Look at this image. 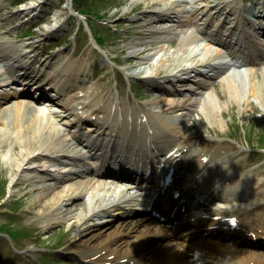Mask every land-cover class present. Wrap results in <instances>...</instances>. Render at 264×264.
Returning a JSON list of instances; mask_svg holds the SVG:
<instances>
[{
  "label": "bare ground",
  "instance_id": "obj_1",
  "mask_svg": "<svg viewBox=\"0 0 264 264\" xmlns=\"http://www.w3.org/2000/svg\"><path fill=\"white\" fill-rule=\"evenodd\" d=\"M150 1L148 3L149 10L145 12L148 13L149 21L155 19L154 22L158 23L155 27V34L162 35L159 38L163 41H170V44L168 41L164 42L163 45L156 48V52H153L154 49H146L143 52L142 48H138L141 46L135 42L128 46V53L132 57H137L139 61L130 75L145 80V84L147 86L149 84L148 87L157 94L150 101V108L147 107L143 113L144 119L149 122L148 128L152 131L149 135H147L146 126L138 125L139 129L135 130L137 128L135 121L131 125H128L122 121L120 122L121 118L117 115L112 116L111 119L108 115L103 116V111L109 108L107 103H104L101 107L98 100L91 102V94L83 98L84 92L86 94L92 92V85L90 84L78 88V92L72 94V98H74L73 100L76 103L75 105H70V99L66 102L58 100L56 96L68 95L69 97L70 94L67 93L73 91L74 87H78L80 81V79L78 80V76L81 68L71 65L68 67L69 61L60 57L59 61L51 66V70L50 67L46 68V66L52 58L49 59V62L41 61L35 55L33 57L36 58H32L28 54V51H25L24 48L22 49L26 45V42H16L0 37V82L5 81L4 79L8 75H14L17 71L25 72L26 80L30 79L32 95L39 92L40 99H46V102L53 101L55 103L52 104L53 108L58 107L56 110L61 112L62 116L70 114V118L75 117L77 125L73 129L75 134L72 140L78 143L74 138H83L91 145L88 150H86V147H83L84 151H71L69 153L70 157H67L66 154L68 152H65L63 147L70 148L73 143L66 139V135L63 133L69 126L66 125L67 122L62 119V116L60 118L50 112L49 115L47 114L48 109L36 110L30 104V100L29 102L19 96L13 97L16 95L15 93H8L6 96L7 90L0 91V102L6 100L0 105V125L3 127V132L0 135V147L8 145L15 152L16 161L11 171L2 169L9 174L10 188L22 182L24 183L23 189L32 185L33 181H36V179L28 177L32 171H38L41 174L45 173L48 176L45 168L46 163H51L50 167L54 168L61 165L59 164L61 162L64 164L65 161L83 162L86 156H90L92 157L91 159L96 160L100 156L99 153L102 149L109 150L112 158L121 155L130 161L140 160L146 164H151V170L157 171V174L162 173L163 177H166L170 188H172V184L180 177V168L188 164L191 159L196 161L199 155L195 153L197 152L196 146L190 143L192 137L187 133V126L185 125L190 120L191 112L198 111L201 120L202 118L206 119L212 127L218 126L221 128L224 122L222 123L221 121L220 113L224 108L234 104L238 107L245 106L244 111H250V99L264 102V89L260 91L258 79L254 81V78H260L261 83H263L262 87H264V55L263 57L258 56V54H261L259 48L262 45L256 44L248 38L249 34L240 25L241 21H243L241 14L237 13L232 18L230 16V21L227 24L225 23L228 27L225 25V27L219 26L216 28L217 25H215V27L208 29L206 28V23L210 16H206L205 14L202 17L200 15L202 13L198 11L199 9H197L198 12L185 8L180 9L182 7L180 2L179 4H175V6L168 7L164 5L161 7L160 3L157 2L158 0ZM199 1L202 5L206 6L208 4V0H203L205 4L201 0ZM69 5L70 3L67 2L66 6L70 7ZM34 6V4L32 6H25V8L21 6L15 12L17 16L24 15L28 17L25 18L26 21L32 18L30 16L34 10ZM258 11L255 8L254 11L247 12V16L252 13L253 19L256 20L253 24L249 25L250 30H247L250 32L254 30L253 33L256 35L261 29V35H263L264 18H262V13H264V8L261 7ZM178 14L181 15L179 16L182 18L181 20L178 18ZM223 14L226 13L223 11L219 15L223 17ZM242 15L244 14L242 13ZM172 17L173 19L171 20ZM186 17H188V20H183ZM236 18L239 22L238 25L234 21ZM58 19H60L59 15L53 17V21H58ZM175 20H177L176 23H173ZM232 25L234 29L231 28ZM53 29L55 28L49 27L47 31ZM224 31L230 33L224 35ZM2 33H5V31L0 32V34ZM170 36L171 38L178 39L177 45L172 44ZM256 42L258 41L256 40ZM144 43H142V46ZM241 47H243V50ZM95 48L102 50L100 46L98 48L95 45ZM151 56L156 57L155 63L152 62ZM45 62L47 63L45 64ZM84 62L86 63L85 58ZM188 65L194 66V69H189L185 73H179L178 77L173 78L178 67ZM161 67L165 70V74L159 77L158 72ZM213 72L214 76L210 77V73ZM42 77L48 82L47 93L49 95L45 94L43 89L36 90L34 93L35 85L39 84L34 80L40 81ZM163 78H167L162 81L166 83L164 86H162L161 82L157 81ZM243 79H247L248 87L247 90L242 91L241 80ZM213 81H217L221 86L225 99H221L212 87ZM13 83L17 86L20 85L18 80H13ZM40 84L45 85L43 82ZM2 97H5L4 100ZM10 98H20L21 100L7 103ZM101 102L106 101L103 98ZM59 108L61 109L60 111ZM164 114H170V116L165 117ZM83 116H85L89 123L88 130L85 132L88 135L84 136L79 134L82 127L80 123L82 121L78 120V118L81 119ZM35 118L37 119V123H35ZM94 118L97 119L95 120ZM38 119L46 120V125L50 127L49 130L43 129L38 124ZM135 119L136 117H133V120ZM42 130H45V132ZM92 130L94 132H90ZM194 133L197 134L196 132ZM152 135L156 137L152 138ZM179 137L181 140H178ZM114 138L116 140L121 139L124 144L115 143L113 141ZM158 144L161 145L158 146ZM154 150L161 153L163 157L171 151L174 152L170 156H165L164 162L156 163ZM38 160H45L40 168L35 167L38 166L36 165ZM212 163L217 165L216 169L219 171V174H223V176L219 174L215 175L214 180L224 183L228 181L226 185L215 182L213 185L219 187L216 189L221 190L227 187H235V184L226 177L227 175H233L234 178L240 176L241 180V175L236 173L239 166L232 163L231 160L230 163L227 162L224 160L223 154L214 150L209 154L207 164H198V167H196L195 163L191 165L192 169L190 173L193 172V175L184 173L182 175L183 184L180 182L173 184L176 185V191L179 195L185 194L186 190L190 189V185H194L195 183L201 189L202 187L199 182L201 184L204 183L206 175L204 171H207L209 165ZM64 166L58 168L63 169L61 173H65L66 171ZM81 167L83 166H80L76 172L81 170ZM195 171H199L201 177H198L199 173ZM100 173L96 172V174ZM108 174L117 179L115 174L110 172ZM138 175L140 176L138 178L143 179L142 185L136 184L138 186L135 189H125L119 193L115 189H112L110 185H102L104 186L103 188L99 186L92 188L87 184L83 185L84 189L80 188V190L82 189L81 191L77 189V186L76 188L75 186L72 187V184L70 186L66 185L65 188L59 187L56 189L63 182L60 184L58 182L52 187H44L42 193L43 203H45L46 199L48 201L53 200L55 203L49 202L45 205L48 212H46L47 214H45L43 222L50 223L52 221L59 222L63 220V222L67 221L73 224L69 228L70 231L67 229L65 235V241L69 245V250L66 251L68 256L78 255L85 260V263L89 264H185L181 258L176 262V258L182 257L183 253L194 254L192 252L203 249L201 246L189 247L183 244H175L170 245L168 249L165 246L161 247L167 250L166 252H154V249L145 252V249H141L138 254L136 248L143 246L138 244L140 240L155 234L160 236L161 231L158 227L163 230L169 229L165 225L163 227H151L150 221L144 217L143 213L139 215V213L134 212V218L129 223L122 222L120 225L97 227L90 223V219L95 218L100 212L106 210L105 206L109 204L111 206H118V209H115L113 214L120 215L127 209L125 205L120 204L133 201L139 203L141 201L145 202L147 193L151 192L160 196L152 203L153 208L161 207L163 194H169V192L163 187H156L155 185H148L147 188L143 187L146 177L142 173ZM23 176L27 177L23 178ZM90 176L92 177L93 173ZM118 176L121 179L127 178L124 175ZM190 176L196 178L192 180ZM65 184L66 182L62 186ZM242 189H245V185H243ZM77 191L80 192L78 193ZM22 195L20 196L22 199L28 197L26 194ZM48 195H51L50 199ZM76 195H78L77 197L86 198L85 201L73 204ZM216 198L222 202H227L231 198V192L229 190L224 195L217 193ZM242 198L247 200L248 195L243 194ZM152 199H154V196L148 197L149 201H152ZM236 204H233V208L227 211L216 208L213 212H209V214L203 213L204 215H209V219L206 218V220L197 217V214L200 213V209L203 207L195 205L190 208L185 205L184 214L181 215L178 211L174 213L179 219V224L174 225L173 230L192 222H194L193 229H203L208 225L217 226V223H219L217 217H220L226 225L224 220L228 217H234L236 218L235 222L237 221V225L232 226L240 227L245 233L253 231L255 228L245 216L244 210L241 208L235 209ZM27 207L29 208L28 205ZM159 210L162 212V216L166 217H169L173 212V209L167 208ZM180 236H183V234ZM226 254L228 259L223 260V264H249L251 262V259L247 260V256L243 255L242 249L229 248ZM249 255L257 256L253 252ZM188 258L191 259L192 264L197 261L191 256ZM217 258L219 259L220 257ZM201 261L204 262L206 260L201 259ZM257 261L260 262L254 264H264V260L258 259Z\"/></svg>",
  "mask_w": 264,
  "mask_h": 264
},
{
  "label": "rangeland",
  "instance_id": "obj_2",
  "mask_svg": "<svg viewBox=\"0 0 264 264\" xmlns=\"http://www.w3.org/2000/svg\"><path fill=\"white\" fill-rule=\"evenodd\" d=\"M37 0H0V14L4 13V10H8L11 12L16 11V9H19L21 6L25 8V6H28L29 4L35 3ZM40 1V0H39ZM68 0H47L46 4L42 6L39 12V19L41 22H47L50 21V16L47 15L48 11H52L55 8L58 7V10H60V13L63 17V19H66V24L64 25V28H66V31L63 33L56 34L50 36L49 38H53L52 41L46 42L45 45L43 44H37V51L36 53H42V58L49 59L53 57L50 60V65L52 66L55 62L59 61V58L68 60L69 65H75L78 64L77 67L81 68V72L79 74V78L81 81V86H85L86 84L92 85L91 89V95L86 94L87 97L90 95V101L93 102L95 100H98L101 102L104 98V103H107L109 106L113 105V103L118 100L119 103L121 101V107L123 109H130L133 112L139 111V109L146 110L147 106H149V101L154 98L156 95L151 92H144L143 89H140L138 86L130 87L128 85L127 81V71L125 69H128V72L133 71L136 64L139 63L138 60H132L124 61L122 68H125L123 72L118 71L117 68L113 65H106L102 63V59L106 60L103 55H101L100 52L97 50H92L93 47L91 44V38L89 37L88 31L86 27H84L85 23L84 21L78 19L77 17H74L73 12L68 8H66ZM181 1L182 5H185L189 9H195L196 7H201L196 4V0H187L188 3L186 5L183 4L185 0H158L162 7L164 5H171V4H179ZM208 5L210 7H213L212 5L218 3V1H221L222 3H228V1L233 0H209ZM239 1V0H237ZM80 4L78 5L80 9L87 12L88 14H92L95 19H91V22H88L89 25L91 24V27L95 28V32L99 31V37H102L105 41L104 47L108 51L107 58H114L117 63H120L121 59H126L127 57V48L130 43L134 42H140L144 43L146 40L154 41L156 37L151 35H146L144 38L142 35L138 34V32H142L141 26L139 24L133 25V27L130 25V22L133 19V17L142 16L141 14H137L132 12V14H129L132 7H138L140 9H146L144 6L148 5L150 3V0H142L141 1H133V3H129V0H87L85 1V4L81 0H78ZM75 3L76 0H75ZM201 4V2H199ZM241 3V2H239ZM56 5V6H55ZM73 6L72 8L76 11L77 6ZM185 7V8H186ZM204 8L203 10H205ZM57 10V11H58ZM78 10V9H77ZM56 10L54 12H57ZM37 12V11H35ZM142 12V11H141ZM57 14V13H56ZM46 16V17H45ZM89 18V17H88ZM19 21L17 23H20L21 21H24V17L21 16L18 18ZM136 19V18H134ZM105 20V22H104ZM114 21V22H113ZM111 22V23H110ZM111 25H118L117 28L119 30H116L115 32H110V29L108 27H111ZM121 25V26H119ZM79 26V30L76 32V29ZM41 24L33 31L30 32V38H35V34L37 30H41L43 34V30L40 29ZM17 29H14L15 32H13V40H16V38H19V40L26 41V30H25V24H23L21 27L16 26ZM120 31V32H119ZM16 34V35H15ZM41 37V36H37ZM71 37V38H70ZM15 38V39H14ZM74 38V39H73ZM32 40V39H30ZM172 44H175V40L171 41ZM145 49H153V52H156V48L161 46L159 44L152 45H144ZM91 49L93 51V55H89L88 51ZM59 54L61 56L59 57ZM59 57V58H58ZM84 58L86 59V65L85 68L82 65L84 62ZM116 73V74H115ZM133 73V72H131ZM259 82L260 91L264 89L263 83H261L260 78H254V81ZM84 81V83H83ZM133 82V81H132ZM242 84V91L247 90L248 84L247 79L241 80ZM134 85V84H133ZM212 87L215 89V91L218 93V95L221 97V99H225L223 96V91L221 90V86L218 84L217 81L212 82ZM79 87V88H80ZM75 92H78L77 90H73ZM117 95L119 98H117ZM264 95V94H263ZM84 98V96H83ZM116 99V100H115ZM259 99V98H257ZM13 101H17L16 99L9 100L8 103H11ZM25 101V100H24ZM31 104V103H30ZM33 105V104H32ZM4 107V106H3ZM6 107V106H5ZM136 108V109H135ZM243 108V109H242ZM244 107H238L234 104L232 106H229L227 108H224L221 113V121L223 125L221 128L218 126H211L205 119L200 118V115L197 113H193L190 117L191 121L189 124H187L186 129L188 133H190L192 144H198L199 142L203 141V137L206 135L209 137L208 139H221L220 141L216 142V145L213 146V148H222L223 152L227 153L228 158L232 161V163L237 164L239 166L238 173L244 175V179L247 180L250 184V186H253L250 188V192H255L252 195V200L259 198H262L260 202L257 205L252 206V209L249 211L250 216L253 220L258 221V223L261 222V225L264 226V217H261V214L264 216V186L261 188V190L256 193L255 187L262 186L264 184V157L262 156V153L260 151L251 150L250 148H255V146L250 145L251 141L252 143H259L258 138L260 137V140L262 141V146L264 147V102H261L260 100L250 99V111H244ZM1 109V107H0ZM109 109H106L104 112V115H107ZM244 111V112H243ZM50 119V118H49ZM64 119H68L64 118ZM54 122V121H53ZM69 122V121H68ZM35 123H37V119L35 118ZM38 124L42 126L43 129L49 130V125H46V120L38 119ZM44 125V126H43ZM52 127V126H51ZM55 127V126H53ZM60 127V126H59ZM45 130H42L45 132ZM71 128H66L64 130V134L66 135V139H68L67 135ZM37 131V130H36ZM3 132V127L0 125V135ZM196 132L197 134H195ZM1 139V138H0ZM181 140V138H180ZM203 144V143H202ZM200 144V145H202ZM209 147V146H207ZM67 150H70L72 148L65 147ZM17 152V151H16ZM15 152L11 150V148L8 145H4V147H0V181L6 183L7 187L5 189L6 196L8 194V186H9V177L8 173L5 172L2 169L10 170L15 166ZM230 160H228L230 162ZM39 165H42V163H39ZM258 171L259 174H258ZM262 171V172H261ZM30 172V175H28L29 178L37 179L39 181H33L32 185L27 186L23 189L24 183L17 186H13L11 189L12 197L9 200H6L5 198L1 201L0 204V225L6 224L9 229L17 228L19 230V234L22 238L19 241H17L19 244L25 245L26 247L25 251H20L17 254L14 253V251L9 247L5 246L6 249H4L0 253V260L1 264H12V261L17 260L14 262L15 264H36L32 260V255L35 253L38 258H45L47 259V254L45 250H36V251H30V246L32 245V242H38L41 240V238H44L45 235V241L48 240L51 243V246L53 245V249L62 248L60 245V238L65 237V233L67 229H69L73 224H68V222L64 223H58L56 225L50 226L48 228H45V224L43 222V217L48 212V209L46 208V204L49 202L55 203L53 200H45V203H43V189L44 187H50L52 184L50 181L46 179V176L43 174H39V172ZM236 174V173H235ZM258 176H255L257 175ZM61 176V175H60ZM26 178L27 176H23V178ZM209 179V178H208ZM235 180V179H234ZM236 181H239L237 178ZM48 182L50 185H48ZM69 183H66L64 186L61 184L56 187L58 189L59 187L65 188L66 185H71L72 187L76 186L77 189L80 190V188L84 189L83 185H87L92 188H97V186L101 187L102 185H110L113 188L119 189L120 186L116 184H107L103 180L98 179L96 176H86V178H76L74 180L68 181ZM242 183V182H241ZM240 184V183H239ZM5 185V186H6ZM210 185V182L208 181L206 183V187ZM70 187V188H72ZM103 188V187H101ZM81 189V190H82ZM22 194H26L28 197H24L23 199L20 198V196H23ZM49 196V195H48ZM51 198V195L48 197ZM83 197L77 198L75 201H73L74 204L82 203L85 200L82 199ZM14 199V200H13ZM15 201V202H14ZM246 202L239 203L240 206H242ZM30 204V205H29ZM28 205L29 208L26 206ZM257 215H260L257 217ZM130 221V220H128ZM110 224H116V223H110ZM151 227H153L154 223L150 224ZM109 229V228H108ZM70 231V229H69ZM259 231L262 233L261 235H258L254 237V235H242L236 233V236L230 240L229 242L221 241L219 238H215L214 236H208L207 239L219 241L222 244L221 247L224 249L225 246H231V248H235L236 250L242 249L246 259L250 260L252 263L260 262L259 260H264V230L259 229ZM167 234L165 236L167 237ZM28 235V237H25ZM158 236V234H155ZM198 239V236H194L190 238V242H194ZM171 241V240H169ZM44 242V239H42L41 243ZM143 242H146L144 244V248L146 250L153 249L156 246H159L161 241L160 237L154 238V240L150 241H140L139 244H142ZM10 249L12 250L10 252ZM138 248L137 250H139ZM60 252H65L64 249H59ZM213 252L215 253V257H219L220 255H225L222 253H219L214 249ZM251 252L256 253L257 256L249 255ZM225 253V252H224ZM15 254V255H14ZM36 257V256H35ZM55 259L56 257L53 256ZM181 257L176 258V262ZM61 259V258H59ZM65 259V258H62ZM183 259V257L181 258ZM208 260H214V259H208ZM255 260V262H253ZM215 261V260H214ZM60 261H55L56 264H59ZM47 263V262H46Z\"/></svg>",
  "mask_w": 264,
  "mask_h": 264
}]
</instances>
